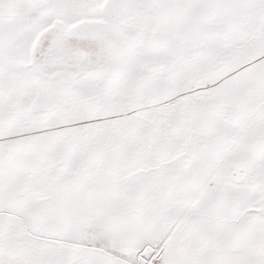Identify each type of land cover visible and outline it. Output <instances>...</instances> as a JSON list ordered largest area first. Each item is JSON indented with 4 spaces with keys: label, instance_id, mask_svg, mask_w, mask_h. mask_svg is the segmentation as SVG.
I'll return each instance as SVG.
<instances>
[{
    "label": "snow or ice",
    "instance_id": "1",
    "mask_svg": "<svg viewBox=\"0 0 264 264\" xmlns=\"http://www.w3.org/2000/svg\"><path fill=\"white\" fill-rule=\"evenodd\" d=\"M0 264H264V0H0Z\"/></svg>",
    "mask_w": 264,
    "mask_h": 264
}]
</instances>
